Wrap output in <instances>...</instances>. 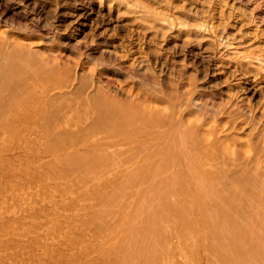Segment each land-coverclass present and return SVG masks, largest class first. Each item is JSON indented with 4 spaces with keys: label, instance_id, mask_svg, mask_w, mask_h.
<instances>
[{
    "label": "bare ground",
    "instance_id": "obj_1",
    "mask_svg": "<svg viewBox=\"0 0 264 264\" xmlns=\"http://www.w3.org/2000/svg\"><path fill=\"white\" fill-rule=\"evenodd\" d=\"M242 34L255 97L264 46ZM38 53L0 35V264H264V134L110 99Z\"/></svg>",
    "mask_w": 264,
    "mask_h": 264
},
{
    "label": "rangeland",
    "instance_id": "obj_2",
    "mask_svg": "<svg viewBox=\"0 0 264 264\" xmlns=\"http://www.w3.org/2000/svg\"><path fill=\"white\" fill-rule=\"evenodd\" d=\"M235 1L0 0V35L72 70L110 99L153 110L187 99L182 117L228 121L236 136L245 124V133L256 128L255 138L264 134V90L255 87L254 97L242 88L233 48L246 31L254 45L264 46V22L250 17L251 0ZM238 99L249 102L247 109L240 110Z\"/></svg>",
    "mask_w": 264,
    "mask_h": 264
}]
</instances>
